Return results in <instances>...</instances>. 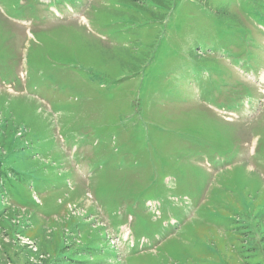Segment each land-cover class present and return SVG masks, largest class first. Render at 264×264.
I'll use <instances>...</instances> for the list:
<instances>
[{
  "label": "rangeland",
  "instance_id": "374dc122",
  "mask_svg": "<svg viewBox=\"0 0 264 264\" xmlns=\"http://www.w3.org/2000/svg\"><path fill=\"white\" fill-rule=\"evenodd\" d=\"M0 135V264H264V0H0Z\"/></svg>",
  "mask_w": 264,
  "mask_h": 264
},
{
  "label": "trees",
  "instance_id": "16d2710c",
  "mask_svg": "<svg viewBox=\"0 0 264 264\" xmlns=\"http://www.w3.org/2000/svg\"><path fill=\"white\" fill-rule=\"evenodd\" d=\"M1 136V135H0ZM13 141L12 140H5V138L0 140V145L2 143H7L11 145ZM5 152H8L7 150ZM4 154V153H3ZM7 155L11 156V153H8ZM6 160V156H3L0 153V159ZM23 157L21 158V162L23 163ZM1 164V161H0ZM1 167V166H0ZM3 172V167L2 169L0 168V177L2 178L3 176H7L8 173ZM36 181H39L36 180ZM40 182V181H39ZM43 183V182H42ZM15 185V184H14ZM2 197V193L0 194ZM37 204V203H35ZM256 226V225H255ZM256 230V229H255ZM63 242L61 244V250L57 252L56 256L52 258L51 260H48L47 263L44 264H64V263H71V264H90L92 263V256L94 255L93 251L91 250L90 245L93 243L94 235L89 236L85 239L83 244L79 247H77L74 250H70L72 247L77 246L75 242H71L68 245L65 244L66 239H68L66 236H63ZM79 250V251H78ZM102 252H99L98 254L101 255ZM116 262V261H115Z\"/></svg>",
  "mask_w": 264,
  "mask_h": 264
},
{
  "label": "bare ground",
  "instance_id": "6f19581e",
  "mask_svg": "<svg viewBox=\"0 0 264 264\" xmlns=\"http://www.w3.org/2000/svg\"><path fill=\"white\" fill-rule=\"evenodd\" d=\"M127 240V239H126Z\"/></svg>",
  "mask_w": 264,
  "mask_h": 264
}]
</instances>
